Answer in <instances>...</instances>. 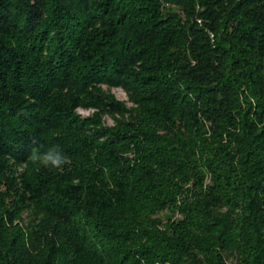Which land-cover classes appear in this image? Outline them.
<instances>
[{"label": "trees", "instance_id": "16d2710c", "mask_svg": "<svg viewBox=\"0 0 264 264\" xmlns=\"http://www.w3.org/2000/svg\"><path fill=\"white\" fill-rule=\"evenodd\" d=\"M0 264H264V0H0Z\"/></svg>", "mask_w": 264, "mask_h": 264}, {"label": "clouds", "instance_id": "9594fccd", "mask_svg": "<svg viewBox=\"0 0 264 264\" xmlns=\"http://www.w3.org/2000/svg\"><path fill=\"white\" fill-rule=\"evenodd\" d=\"M33 162H39L41 165L53 168H59L67 162V157L59 149L58 146L49 148L47 151L41 152L38 148H33L31 152Z\"/></svg>", "mask_w": 264, "mask_h": 264}, {"label": "rangeland", "instance_id": "374dc122", "mask_svg": "<svg viewBox=\"0 0 264 264\" xmlns=\"http://www.w3.org/2000/svg\"><path fill=\"white\" fill-rule=\"evenodd\" d=\"M112 91L116 94V96L119 99H122V100L127 99V96H126L125 92L122 89L114 88ZM79 112L82 113L83 115H89L92 111L85 110V109H79ZM106 123L107 124H112L113 123V119L111 117H107L106 118Z\"/></svg>", "mask_w": 264, "mask_h": 264}]
</instances>
